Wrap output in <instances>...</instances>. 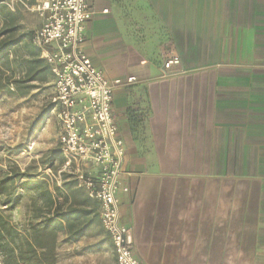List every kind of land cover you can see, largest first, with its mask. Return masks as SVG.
<instances>
[{"label":"crops","instance_id":"0c3cea01","mask_svg":"<svg viewBox=\"0 0 264 264\" xmlns=\"http://www.w3.org/2000/svg\"><path fill=\"white\" fill-rule=\"evenodd\" d=\"M88 2L87 55L110 80L138 78L113 102L137 258L264 264V0Z\"/></svg>","mask_w":264,"mask_h":264},{"label":"built area","instance_id":"2783aa9c","mask_svg":"<svg viewBox=\"0 0 264 264\" xmlns=\"http://www.w3.org/2000/svg\"><path fill=\"white\" fill-rule=\"evenodd\" d=\"M7 5L14 10L11 3ZM25 7L41 19L33 44L51 69L53 94L48 117L59 126L61 167L57 173L46 168L45 174L59 187L63 176H70L97 204L116 264H144L128 243L129 229L120 223L118 194L129 189L122 183L125 143L113 114L116 88L134 84L138 78L110 80L87 55L86 29L96 14L88 0H43ZM180 64L181 58L172 53L164 68L171 70Z\"/></svg>","mask_w":264,"mask_h":264},{"label":"rangeland","instance_id":"374dc122","mask_svg":"<svg viewBox=\"0 0 264 264\" xmlns=\"http://www.w3.org/2000/svg\"><path fill=\"white\" fill-rule=\"evenodd\" d=\"M25 1L34 3L36 0ZM7 3H11L15 10L21 9L23 33L34 32L38 28L40 17L28 11L20 0H0V10L1 7L12 10ZM7 55L8 61L0 62V77L14 82L25 74L23 60L28 55L23 45L15 47ZM33 86L26 95L19 93L14 84L13 93H0V170L18 167L22 172L36 177L34 180L18 182L11 188L10 192L19 199L14 208L6 209L0 202L4 214L20 226L29 218L30 205L41 193L42 189L36 182L44 180L45 169L50 162L55 173L62 161L58 153L59 126L55 119L48 117L53 94L52 77L48 83H33ZM45 181L52 186L50 178L47 177ZM133 252L135 254V249ZM57 264H116L111 241L100 222L77 243L68 242L66 235H62Z\"/></svg>","mask_w":264,"mask_h":264},{"label":"trees","instance_id":"16d2710c","mask_svg":"<svg viewBox=\"0 0 264 264\" xmlns=\"http://www.w3.org/2000/svg\"><path fill=\"white\" fill-rule=\"evenodd\" d=\"M0 12V62L8 61V52L20 45L24 46L28 55L23 60L25 74L21 78L9 82L0 77V93H13L14 84L19 93L26 95L34 87L33 83L49 82L51 69L33 44L34 32L21 31V9L12 11L1 7ZM49 167H52L51 162L46 168ZM35 178V175L22 172L18 167L0 170L1 205L6 209L14 208L19 199L10 192L11 188L18 182ZM46 179L47 176H44V180H36L42 190L38 199L32 201L28 210L29 218L21 226L0 209L2 264H57L62 235H66L68 242L77 243L97 224V206L78 188L73 178L64 175L61 187L57 184L50 186ZM23 184L25 186L26 182Z\"/></svg>","mask_w":264,"mask_h":264},{"label":"water","instance_id":"95a60500","mask_svg":"<svg viewBox=\"0 0 264 264\" xmlns=\"http://www.w3.org/2000/svg\"><path fill=\"white\" fill-rule=\"evenodd\" d=\"M127 238H128V243L130 244L131 248H133V240H132V232L131 231H128V234H127Z\"/></svg>","mask_w":264,"mask_h":264}]
</instances>
